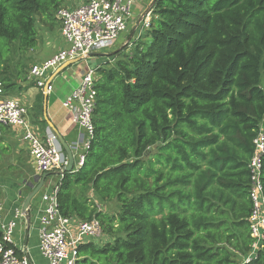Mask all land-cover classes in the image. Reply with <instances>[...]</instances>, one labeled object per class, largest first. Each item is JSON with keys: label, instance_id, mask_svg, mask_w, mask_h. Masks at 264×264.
<instances>
[{"label": "trees", "instance_id": "1", "mask_svg": "<svg viewBox=\"0 0 264 264\" xmlns=\"http://www.w3.org/2000/svg\"><path fill=\"white\" fill-rule=\"evenodd\" d=\"M65 2L0 0L2 96L34 85L10 55L36 48L38 17L60 23ZM143 37L96 67L90 147L60 179L61 214L110 236L81 243L77 264H241L264 131V0H155ZM244 264H264V239Z\"/></svg>", "mask_w": 264, "mask_h": 264}, {"label": "built area", "instance_id": "2", "mask_svg": "<svg viewBox=\"0 0 264 264\" xmlns=\"http://www.w3.org/2000/svg\"><path fill=\"white\" fill-rule=\"evenodd\" d=\"M136 1L87 0L77 6L59 8L57 17L64 46L46 60L33 64L28 79L33 80L44 94H49L54 89L52 74L63 64L79 57L86 58L91 52L112 49L120 35L127 31ZM151 19L152 10H149L141 21V27L149 28ZM95 80L96 67L89 66L79 85L63 101V106L72 112L73 122L82 132L81 141L72 147L76 159L75 169L83 165L94 132L93 111L97 95ZM0 125L21 130L39 175L59 171L60 176H63V170L69 162L66 151L50 127L44 135L36 131L28 108L19 98L0 97ZM254 144L255 150L249 163V194L252 201L250 231L253 243L251 251L242 257L241 264L257 255L264 239L262 127L254 138ZM59 186L60 181L42 196L44 205L39 212V250L47 264H77L81 243L101 239L104 231L97 219L78 220L62 215L58 207ZM1 217L0 207V220ZM22 217L23 211L17 210L13 219L1 222L0 264H33L27 255L19 256L15 248L14 232Z\"/></svg>", "mask_w": 264, "mask_h": 264}, {"label": "crops", "instance_id": "3", "mask_svg": "<svg viewBox=\"0 0 264 264\" xmlns=\"http://www.w3.org/2000/svg\"><path fill=\"white\" fill-rule=\"evenodd\" d=\"M152 1L137 0L134 3L129 27L127 31L120 35L112 49L118 48L117 50H120L127 43L130 42L131 44L140 36L142 16ZM131 35L132 38L128 41ZM63 46L64 41L62 39L59 49ZM59 49L53 53L52 50L47 51L41 56L44 58L43 61L51 57ZM103 55L109 54L99 51L96 52V55L82 58L73 64L64 65L55 71L52 74V83L54 79L61 77L66 81V86L58 84L62 87L61 91L53 89L51 93L44 94L34 83L33 86L22 88L8 97L19 98L24 103L29 110L30 120L35 125L36 131L39 134L44 135L46 129L50 127V121L73 147L81 141L82 132L73 122L72 112L63 106V101L79 85L83 74L89 66L97 67L102 62H105L101 61ZM29 82H25L23 86L29 84ZM39 94H43L41 102L38 101ZM0 97L4 96L0 95ZM39 105L42 106V111H40ZM0 152V189L2 192L0 196V207L2 208L0 220L1 235V222H8L13 219L17 210L23 211V202L32 188L38 184L36 177L39 174L35 169L28 145L23 140L22 132L19 128L0 125ZM11 171L18 172L19 175L14 176ZM60 178L61 176L57 171L49 172L42 187V190H44V187H46V190L40 192L32 201L30 221L25 216L19 219L14 232L16 250L22 255H27L33 264H47V260L39 250V212L44 205L42 200L43 193L52 189L60 181Z\"/></svg>", "mask_w": 264, "mask_h": 264}, {"label": "rangeland", "instance_id": "4", "mask_svg": "<svg viewBox=\"0 0 264 264\" xmlns=\"http://www.w3.org/2000/svg\"><path fill=\"white\" fill-rule=\"evenodd\" d=\"M86 1L87 0H66L65 4H66V6H77V5L85 3ZM38 18H39V21H38V31H39L38 45L36 46V48L31 49V50L24 52V53L19 52V51L14 49L12 52V55H10L11 59H10L9 63H10V66L12 67L11 69H15L16 67H17V69H20L23 64L27 67L28 66L30 67L31 65H33L35 63L43 61L44 58L41 56L43 54H45L47 51L52 50V53H53L57 49H59V47L61 46L62 38H61V34H60V23L57 22L54 25H52L49 21L46 22L41 17H38ZM147 29L148 28L141 27L140 30H142V32H140V36L144 34L143 38H145V35L147 33ZM129 43H127V44H129ZM125 46H123L121 49L125 48ZM117 49L118 48L107 49L105 51H101V52H106L107 54H109V55H103L101 57V59H102L101 61H105V62H102L101 64L108 62L110 60V58L112 57L110 54L115 52ZM125 51L126 52L131 51L130 47L128 49H126ZM59 83L62 86H66V81L62 77L54 79V82H53L54 89L61 91L62 87H60L58 85ZM11 173L14 176L19 175V173L15 172V171H11ZM44 190H46V187H44ZM44 190L41 189L40 192H42ZM103 236L104 237H102L101 239H97L96 241H98L99 243H102V242H105V241L110 239V236H108L106 233H104Z\"/></svg>", "mask_w": 264, "mask_h": 264}, {"label": "water", "instance_id": "5", "mask_svg": "<svg viewBox=\"0 0 264 264\" xmlns=\"http://www.w3.org/2000/svg\"><path fill=\"white\" fill-rule=\"evenodd\" d=\"M154 3H155V0H153L152 3L146 8V10L142 16V20L145 17L146 13L149 10H152ZM132 35L129 37L128 41L131 40ZM93 55H96V52H91V53L87 54L86 56L89 57V56H93ZM81 59L82 58L79 57V58L70 60V61L66 62L65 64H63L62 66L76 63V62L80 61ZM45 108H46V105H45ZM49 125H50L51 129L54 131V133L56 134V136L58 137V140L60 141V143L62 144L64 150L66 151V153L68 155L69 162H68V165L64 168L63 172L73 171L74 167H75L76 159L74 156L72 146L66 141L64 136L57 130V128L50 121H49ZM57 173L59 175L61 174L59 171H57ZM48 175H49V172H46V173H43V174L38 175L36 177V180H38V184L32 188V190L29 192V194L26 196V198L23 202L22 210H23L24 216L27 218L28 221H30V219H31L32 201L39 194L40 190L44 186L45 179L47 178Z\"/></svg>", "mask_w": 264, "mask_h": 264}]
</instances>
